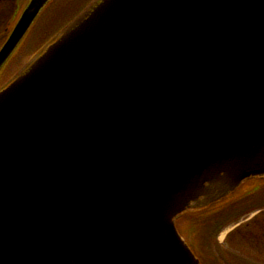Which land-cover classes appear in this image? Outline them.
Returning a JSON list of instances; mask_svg holds the SVG:
<instances>
[{
    "label": "water",
    "instance_id": "obj_1",
    "mask_svg": "<svg viewBox=\"0 0 264 264\" xmlns=\"http://www.w3.org/2000/svg\"><path fill=\"white\" fill-rule=\"evenodd\" d=\"M256 178L264 0H96L0 91V264H201L176 221Z\"/></svg>",
    "mask_w": 264,
    "mask_h": 264
},
{
    "label": "rangeland",
    "instance_id": "obj_2",
    "mask_svg": "<svg viewBox=\"0 0 264 264\" xmlns=\"http://www.w3.org/2000/svg\"><path fill=\"white\" fill-rule=\"evenodd\" d=\"M90 1L53 0L7 64L3 72L4 77L17 74L27 58L36 55L55 31L64 27ZM246 187L259 189L255 195L241 201L234 212L237 215L230 217L231 219L217 228H212L210 234L208 231L206 236L201 234L205 236L202 241L205 242V248L209 249L216 259L223 258L225 264H264V180L251 181ZM228 216L225 215L224 219ZM183 223L179 221L178 226ZM180 230L182 231V227ZM192 234L190 232L185 237L195 247V237Z\"/></svg>",
    "mask_w": 264,
    "mask_h": 264
},
{
    "label": "trees",
    "instance_id": "obj_3",
    "mask_svg": "<svg viewBox=\"0 0 264 264\" xmlns=\"http://www.w3.org/2000/svg\"><path fill=\"white\" fill-rule=\"evenodd\" d=\"M259 188L252 187L245 190L242 189L239 193L234 195L231 200L224 202L223 204H216L215 206L202 211L191 212L186 219L183 220L182 225V233L184 235L192 232L193 237H195V243L199 252L197 253L199 258L201 259L202 264H225L223 258L218 257V259L213 256L210 252L205 248L204 237L206 236V232L210 234V230L212 228H217L221 225V220L224 218V215H229L236 211L237 207L241 204V201L247 197H252L255 195V192ZM249 199V198H248ZM204 234L205 236H201ZM209 237V235H208ZM207 238V237H206ZM209 240V239H208Z\"/></svg>",
    "mask_w": 264,
    "mask_h": 264
},
{
    "label": "flooded vegetation",
    "instance_id": "obj_4",
    "mask_svg": "<svg viewBox=\"0 0 264 264\" xmlns=\"http://www.w3.org/2000/svg\"><path fill=\"white\" fill-rule=\"evenodd\" d=\"M20 8L21 3L19 0H0V49L10 35L11 30L18 19L21 10ZM24 63L26 64L27 62ZM5 69L6 67L0 73V88L16 75L4 77L3 72Z\"/></svg>",
    "mask_w": 264,
    "mask_h": 264
}]
</instances>
